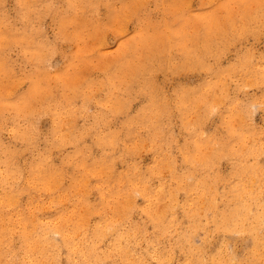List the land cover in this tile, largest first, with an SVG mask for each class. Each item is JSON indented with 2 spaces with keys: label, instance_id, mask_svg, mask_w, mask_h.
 <instances>
[{
  "label": "rangeland",
  "instance_id": "374dc122",
  "mask_svg": "<svg viewBox=\"0 0 264 264\" xmlns=\"http://www.w3.org/2000/svg\"><path fill=\"white\" fill-rule=\"evenodd\" d=\"M0 264H264V0H0Z\"/></svg>",
  "mask_w": 264,
  "mask_h": 264
}]
</instances>
